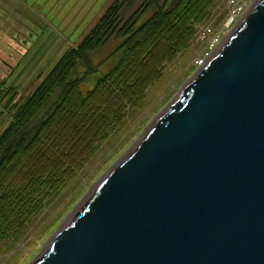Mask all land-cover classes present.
I'll list each match as a JSON object with an SVG mask.
<instances>
[{
	"label": "water",
	"instance_id": "obj_1",
	"mask_svg": "<svg viewBox=\"0 0 264 264\" xmlns=\"http://www.w3.org/2000/svg\"><path fill=\"white\" fill-rule=\"evenodd\" d=\"M30 264H264V0Z\"/></svg>",
	"mask_w": 264,
	"mask_h": 264
},
{
	"label": "trees",
	"instance_id": "obj_2",
	"mask_svg": "<svg viewBox=\"0 0 264 264\" xmlns=\"http://www.w3.org/2000/svg\"><path fill=\"white\" fill-rule=\"evenodd\" d=\"M219 2L114 0L29 93L0 82L2 252L80 182Z\"/></svg>",
	"mask_w": 264,
	"mask_h": 264
},
{
	"label": "rangeland",
	"instance_id": "obj_3",
	"mask_svg": "<svg viewBox=\"0 0 264 264\" xmlns=\"http://www.w3.org/2000/svg\"><path fill=\"white\" fill-rule=\"evenodd\" d=\"M112 1L0 0V82L3 86L13 87L22 96L29 93ZM241 2L248 3L249 8L240 18L254 6L252 0ZM235 21L229 20L226 0H221L206 20L196 24L189 46L150 86L136 114L111 135L100 149L103 154L85 168L80 182L71 184L73 188L49 204L27 228L19 244L9 251L0 250V264H30L35 260L48 239L67 222L103 174L130 150L196 74L199 61L203 65L217 49L206 58L209 49L201 35L197 37V31L209 27L212 34L220 35L223 40L237 24ZM7 121L8 113L0 109V130Z\"/></svg>",
	"mask_w": 264,
	"mask_h": 264
},
{
	"label": "built area",
	"instance_id": "obj_4",
	"mask_svg": "<svg viewBox=\"0 0 264 264\" xmlns=\"http://www.w3.org/2000/svg\"><path fill=\"white\" fill-rule=\"evenodd\" d=\"M247 4L248 3L241 2V0H226V8L227 13L229 15V20L232 21L235 19V22H238L240 17L249 7L247 6ZM197 34V37H200L199 35H201V40H205L204 42H206V47L208 46L209 53H207L206 55L207 58L215 50V48H217L218 44L222 41V38L218 34H212L211 29L209 27H204L198 30ZM198 66H202V61H199Z\"/></svg>",
	"mask_w": 264,
	"mask_h": 264
},
{
	"label": "bare ground",
	"instance_id": "obj_5",
	"mask_svg": "<svg viewBox=\"0 0 264 264\" xmlns=\"http://www.w3.org/2000/svg\"><path fill=\"white\" fill-rule=\"evenodd\" d=\"M257 2H258V0H252L253 5H255ZM248 8H249V7H248ZM248 8H247V9H248ZM248 12H249V11H248ZM248 12H247V13H248ZM247 13H245V14H247ZM239 20H240V19H239ZM221 42H222V41H221ZM215 49H216V48H215Z\"/></svg>",
	"mask_w": 264,
	"mask_h": 264
}]
</instances>
